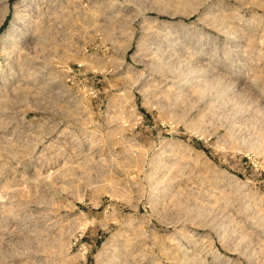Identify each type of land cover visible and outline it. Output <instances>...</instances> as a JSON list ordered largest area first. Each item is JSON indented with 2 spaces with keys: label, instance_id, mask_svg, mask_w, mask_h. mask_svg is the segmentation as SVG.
I'll return each instance as SVG.
<instances>
[{
  "label": "rangeland",
  "instance_id": "rangeland-1",
  "mask_svg": "<svg viewBox=\"0 0 264 264\" xmlns=\"http://www.w3.org/2000/svg\"><path fill=\"white\" fill-rule=\"evenodd\" d=\"M0 264H264V0H0Z\"/></svg>",
  "mask_w": 264,
  "mask_h": 264
}]
</instances>
